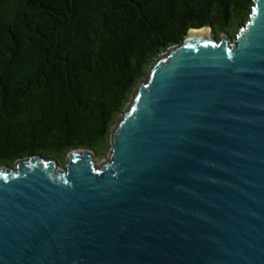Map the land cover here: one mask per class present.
Wrapping results in <instances>:
<instances>
[{"label": "water", "instance_id": "obj_1", "mask_svg": "<svg viewBox=\"0 0 264 264\" xmlns=\"http://www.w3.org/2000/svg\"><path fill=\"white\" fill-rule=\"evenodd\" d=\"M162 53L63 168L0 165V264H264V0L234 38Z\"/></svg>", "mask_w": 264, "mask_h": 264}, {"label": "trees", "instance_id": "obj_2", "mask_svg": "<svg viewBox=\"0 0 264 264\" xmlns=\"http://www.w3.org/2000/svg\"><path fill=\"white\" fill-rule=\"evenodd\" d=\"M254 0H0V165L110 149L140 80L192 28L231 39Z\"/></svg>", "mask_w": 264, "mask_h": 264}, {"label": "rangeland", "instance_id": "obj_3", "mask_svg": "<svg viewBox=\"0 0 264 264\" xmlns=\"http://www.w3.org/2000/svg\"><path fill=\"white\" fill-rule=\"evenodd\" d=\"M223 35V34H222ZM231 39V38H230ZM106 158H107V155L106 156H99V157H95L94 156V160L96 161V164L97 165H99L102 161H104V160H106ZM58 161V160H57ZM64 161H65V159L64 160H59L58 161V167L59 168H63V165H64Z\"/></svg>", "mask_w": 264, "mask_h": 264}, {"label": "bare ground", "instance_id": "obj_4", "mask_svg": "<svg viewBox=\"0 0 264 264\" xmlns=\"http://www.w3.org/2000/svg\"><path fill=\"white\" fill-rule=\"evenodd\" d=\"M205 33H208V29L207 28H200V29H193L189 32V36L190 37H195V36H198V35H202V34H205Z\"/></svg>", "mask_w": 264, "mask_h": 264}]
</instances>
